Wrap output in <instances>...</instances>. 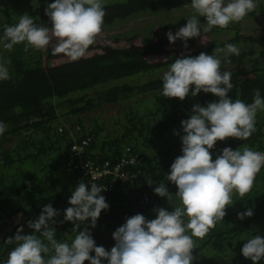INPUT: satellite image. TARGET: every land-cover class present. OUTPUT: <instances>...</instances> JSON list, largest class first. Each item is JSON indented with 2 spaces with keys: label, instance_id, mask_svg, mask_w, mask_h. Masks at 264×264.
<instances>
[{
  "label": "trees",
  "instance_id": "trees-1",
  "mask_svg": "<svg viewBox=\"0 0 264 264\" xmlns=\"http://www.w3.org/2000/svg\"><path fill=\"white\" fill-rule=\"evenodd\" d=\"M53 2L0 0V64L8 68L11 77L0 81V122L7 125L0 135V224L12 220L0 236V264L16 246L15 241L6 240L18 228H23L24 234L31 233L28 221L35 220L45 205L52 204L60 213L54 218L55 238L69 243L74 239L73 224L59 222L79 183L74 168L79 159L114 162L124 145H131L139 156L128 168L130 179L101 193L109 208L101 211L96 226L90 228L97 246L110 250L115 244L112 233L127 217L142 214L150 220L155 218L153 209L172 211L179 205L176 186L164 177L182 154L180 122L188 118L193 105L204 106L218 99L203 92L183 101L162 95L163 73L182 54L211 55L215 48L236 45L239 55L227 59L220 56L221 71L232 73L234 87L229 97L251 104L254 89L264 97V0H257L256 9L243 20L202 33L208 40L205 44L196 37L184 47L183 41L170 44L166 37L196 15L191 0H104L102 29L79 57L60 51L55 38L44 53L31 47L25 51L23 43L10 51L3 47L7 42L4 26L17 24L23 14L31 16L35 25L51 28L45 9ZM198 19L205 23L202 17ZM115 105H119L123 117L117 115L105 123L101 114ZM79 115L83 117L76 123L85 131L88 128L90 142L75 156L69 150L74 133L67 128L53 132L50 123L61 118L73 125L74 116ZM255 120L256 130L248 139L217 141L212 158L225 147L235 150L247 145L264 152V110L257 112ZM114 124L117 126L112 128ZM174 131L180 135H174ZM7 140L10 144H5ZM149 179L154 181L151 186L147 184ZM161 181L170 198L154 194L153 188ZM84 183L100 186L105 180ZM232 199L223 220L203 239L194 238L193 255L198 259L193 264H252L241 255V248L253 235L264 236V167L251 191L243 197L233 194ZM248 207L253 209V216L237 219V213ZM86 225L88 221L81 223V229ZM257 264H264V259Z\"/></svg>",
  "mask_w": 264,
  "mask_h": 264
},
{
  "label": "clouds",
  "instance_id": "clouds-1",
  "mask_svg": "<svg viewBox=\"0 0 264 264\" xmlns=\"http://www.w3.org/2000/svg\"><path fill=\"white\" fill-rule=\"evenodd\" d=\"M187 6V5H186ZM191 9L196 15L187 19L175 34L166 33L170 44L176 40L184 42L200 37V43H207L206 34L213 27L226 28L232 22H239L257 7V0H191ZM45 15L51 28L35 25L28 14L19 17L13 26H4L3 47L12 50L23 43L29 47L44 49L55 38L56 47L73 58L83 55L94 37L101 31L105 16L104 0H54L47 5ZM202 17L205 23L202 25ZM221 54L227 59L239 55V48L231 43L215 48L211 55L201 52L196 56L181 55L171 63L162 76V95L183 101L191 95L203 92L212 94L217 100L204 106L195 104L187 119L181 120L183 135H180L181 155L170 165L164 179L176 186L175 196L179 205L172 211L155 208L154 219L142 214L127 217L113 233L115 241L110 250L97 246L90 228L102 210L109 208L101 193L105 186L80 182L72 191L64 210L63 220L73 224L76 232L71 242L55 238L60 213L45 205L35 220L28 221L32 230L24 234L18 228L7 243L16 242L4 264H193L198 259L193 255L196 248L194 238L203 239L217 222L222 221L226 209L233 205V194L240 197L249 193L255 178L264 167V152L255 151L245 145L232 150L225 147L212 158L211 150L217 141L226 138L248 139L255 132V118L264 110V97L260 90H253V102L233 100L228 93L233 89L232 73L221 71ZM231 62L230 60L228 61ZM8 68L0 64V81L10 79ZM7 125L0 122V135ZM152 179L147 180L151 186ZM156 183V182H155ZM159 197L170 198L166 184L161 181L153 188ZM253 209L246 208L237 213V219L253 216ZM88 221L81 229L80 224ZM39 233V235H36ZM241 255L252 264L264 259V236L253 235L241 248Z\"/></svg>",
  "mask_w": 264,
  "mask_h": 264
},
{
  "label": "built area",
  "instance_id": "built-area-1",
  "mask_svg": "<svg viewBox=\"0 0 264 264\" xmlns=\"http://www.w3.org/2000/svg\"><path fill=\"white\" fill-rule=\"evenodd\" d=\"M45 51L46 50L41 49L42 53ZM118 107L119 105L115 107V112L111 114L112 116L115 117L116 114L119 113ZM78 117H83V115H79L77 117L74 116L73 125H70L69 121L61 118L54 119L50 123L53 132L60 133L67 128L74 133V139L69 145V150L75 156H79L83 153L90 142V138L87 134L88 128L85 131L79 123H76ZM84 120L86 121V118H84ZM85 121L83 124H85ZM99 135H103V132H100ZM121 151L122 154L114 162H110L108 160L92 162L89 160L79 159L74 164V168H76V179L80 182L87 181L88 183L105 180V184L100 186H105L106 189H111L115 184H122L124 181L130 179L131 174L128 168L133 166L139 160V156L131 145L122 146ZM144 201L147 203L146 198H144Z\"/></svg>",
  "mask_w": 264,
  "mask_h": 264
},
{
  "label": "rangeland",
  "instance_id": "rangeland-1",
  "mask_svg": "<svg viewBox=\"0 0 264 264\" xmlns=\"http://www.w3.org/2000/svg\"><path fill=\"white\" fill-rule=\"evenodd\" d=\"M115 107H116V106H114V107H111V106H110V108H109V110H108L107 112H103V113L101 114V119H104V122H105V123H109V122H111L114 118H116L117 115H118V117H123V114H121V113H117L115 117L111 115L112 113L115 112ZM116 126H117V124H114V125L112 126V128H114V127H116ZM99 136H102V135H99ZM5 144H10V140H7V141L5 142ZM16 223H17V222H16ZM1 235H2V234H1Z\"/></svg>",
  "mask_w": 264,
  "mask_h": 264
},
{
  "label": "flooded vegetation",
  "instance_id": "flooded-vegetation-1",
  "mask_svg": "<svg viewBox=\"0 0 264 264\" xmlns=\"http://www.w3.org/2000/svg\"><path fill=\"white\" fill-rule=\"evenodd\" d=\"M11 221L12 220H8V222H5V224H0V236L3 232H5L7 230V227L11 226Z\"/></svg>",
  "mask_w": 264,
  "mask_h": 264
}]
</instances>
